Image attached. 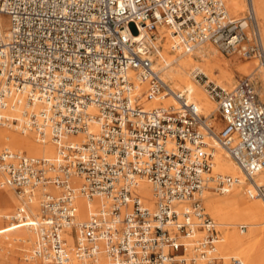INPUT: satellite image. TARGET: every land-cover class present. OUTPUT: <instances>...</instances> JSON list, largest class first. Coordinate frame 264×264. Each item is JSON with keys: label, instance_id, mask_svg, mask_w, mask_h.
<instances>
[{"label": "built area", "instance_id": "2783aa9c", "mask_svg": "<svg viewBox=\"0 0 264 264\" xmlns=\"http://www.w3.org/2000/svg\"><path fill=\"white\" fill-rule=\"evenodd\" d=\"M246 2L237 19L223 0H0L8 19L0 31V127L31 131L55 150L52 158L0 151V189L38 202L28 225L36 234L31 259L244 264L218 253L220 227L203 194H225L238 182L211 175L215 140L251 182L249 198L264 201V184L253 181L264 169V100L249 76L226 88L196 72L216 105L217 117L205 116L163 80L153 57L158 28L166 27L175 49L210 43L264 65ZM144 97H172L176 105L145 109ZM20 105L21 119L4 114ZM141 182L152 190V209L138 192ZM78 196L99 199L84 221Z\"/></svg>", "mask_w": 264, "mask_h": 264}, {"label": "bare ground", "instance_id": "6f19581e", "mask_svg": "<svg viewBox=\"0 0 264 264\" xmlns=\"http://www.w3.org/2000/svg\"><path fill=\"white\" fill-rule=\"evenodd\" d=\"M223 1H227V13L229 7L232 13L237 14L241 12L246 2V0ZM251 1L255 17L260 20V35L264 47V0ZM7 28L8 24L4 22V17L0 16V31H5L6 33ZM154 46L155 55L153 59L163 80L169 85L171 84L170 87L173 91L186 95V98L195 103L200 113L205 116L215 115L216 105L196 81L194 77L196 72L213 79L217 71L216 83L223 87H231L236 74L249 73L248 76H251L253 81L257 78L259 82H262L259 93L264 97V65L256 62L257 60L251 62V64H244L238 61L240 57L236 55L234 59L225 61L219 55V49L210 43H205L189 51H186L185 48L175 49L173 48V38L166 27L158 28V37ZM182 86L184 87L181 88ZM139 88L145 89V85H140ZM142 102L145 109L176 105L172 97L161 100H147L144 97ZM24 108V105H20L15 110L6 111L4 114L21 119ZM212 123L215 124L216 130L219 129L217 121H212ZM210 144L213 147L211 175L214 176V172H217L218 174L215 173V176H230L238 181L225 194L216 195L211 190H207L203 194V205L205 210H207L206 213L216 219L217 224L219 223V227L223 230L221 240L217 244V251L218 253L221 251L224 255L223 257H236L244 264H264V259L259 253L260 246L264 243V238L260 236L261 231L264 229V206L255 198H249L247 193L252 189L251 182L248 181L223 147L215 140L211 141ZM3 149L10 151L24 150L28 153H26L27 155L37 158H52L55 153L54 147L50 142L44 141V143H41L31 131L21 133L17 129L0 127V151ZM253 181L256 184H264V169L253 177ZM73 183L79 185L80 180L74 179ZM138 192L143 197L147 207L152 209L153 195L149 184L141 182ZM261 201L264 203L263 200ZM76 203L78 207L77 218L79 221H84L88 213L98 207L99 199L94 197L91 200H87L78 196ZM22 205L23 208H21ZM36 207L38 215L34 216ZM15 208L17 209L15 215L9 218V213ZM38 216L39 206L37 199L26 202L19 195L15 197L10 188L3 187L0 189V225L3 219L10 220L9 227L0 228V235L5 234L3 238L8 245L12 247L18 246L20 248L19 251L24 250V253H27L30 248L32 250L36 241V234L28 225L37 219ZM15 219L21 220L13 222ZM237 225L246 226L248 230L240 231L238 228L237 231ZM20 228H24L26 231ZM22 243H25L24 249L21 246ZM13 251L12 249L11 253ZM9 260L11 263L12 259L10 257ZM24 260L31 264H39V261L31 259L29 254H24ZM69 264L79 263L73 257H70Z\"/></svg>", "mask_w": 264, "mask_h": 264}, {"label": "rangeland", "instance_id": "374dc122", "mask_svg": "<svg viewBox=\"0 0 264 264\" xmlns=\"http://www.w3.org/2000/svg\"><path fill=\"white\" fill-rule=\"evenodd\" d=\"M245 1V0H244ZM225 3H226V5L225 6H227V1H225ZM244 8L241 10V12H239L238 14L237 13H232V11H230V9H229V7H228V15L230 16V17H233V18H237V19H240V18H243L244 16H245V14H246V2H245V5L243 6ZM4 17V22L6 23V24H8V19L5 17V16H3ZM259 21L260 20H258L257 19V23H258V27H259V31H260V28H261V26H260V23H259ZM128 28H129V31L131 32V34L132 35H135L136 33H137V30H136V27H135V25L133 24V23H131V24H129V26H128ZM219 52V51H218ZM219 55L221 56V58L223 59V60H225V61H230V60H232V59H234V57L236 56V55H230V56H228V55H224L223 53H220L219 52ZM237 57H239V56H237ZM239 62H243L244 64H251V62H254V61H256V59H249V60H245V59H242V58H239V60H238ZM256 62H258V61H256ZM218 74V72L216 71V74L214 75V77H213V79H209L208 78V80L209 81H216L217 82V79H216V75ZM248 74L249 73H247V74H236L235 75V77H234V82H233V84L236 82V80H238L239 78H242V77H245V76H248ZM249 77H251V76H249ZM252 78V77H251ZM252 80H253V78H252ZM206 81V79H203L202 81H197L199 84H200V86H202L203 87V89H204V91H205V88H204V82ZM261 83L262 82H259V80L256 78V80H254V84H255V87H256V89H257V92H258V94H259V96L264 100V97L263 96H261V94L259 93V90H260V87H261ZM170 86H171V84H170ZM184 86H182L181 88H183ZM228 87H230V86H226V88H228ZM174 88V87H173ZM174 89H176V88H174ZM261 90H262V88H261ZM261 92V91H260ZM205 94H207L206 93V91H205ZM208 96V95H207ZM204 115V114H203ZM214 117H217V113H215V115H214ZM218 119V118H217ZM218 122V121H217ZM219 123V129H220V126H221V123L220 122H218ZM16 151V150H15ZM18 151V150H17ZM19 151H22V152H25L24 150H19ZM25 153H27V152H25ZM28 154V153H27ZM215 173L216 174H218L217 172H214V176H215ZM10 191L13 193V195L15 196V197H17L18 196V194L13 190V189H11L10 188ZM215 194L216 195H219V193H216L215 192ZM221 195V194H220ZM257 201H259V202H261V204H263V206H264V203L261 201V199H259V198H255ZM18 206H19V204H18ZM16 208H17V206H16ZM14 209L11 213H9V218L10 217H12V216H14L15 215V213H16V211H17V209ZM21 208H23V205H22V207ZM205 208V207H204ZM206 212H207V210H205ZM36 215H38V210H37V207H36V210H35V215L34 216H36ZM209 215V214H208ZM210 217H211V215H209ZM216 223H217V220L216 219H214L213 217H211ZM13 222H16L15 220H13ZM9 223H10V220L9 219H3V221H2V223H1V225H0V228H7V227H9ZM219 224V223H218ZM220 225V224H219ZM238 228H239V226L237 225L236 226V230L238 231ZM20 229H23V230H25L24 228H20ZM247 229V228H246ZM245 229V230H246ZM248 230V229H247ZM26 231V230H25ZM220 231H221V235H222V229L220 228ZM246 233H247V231H246ZM245 233V234H246ZM243 235H244V233H243ZM3 236H5V234H3V235H0V264H31L30 262H27V261H25L24 260V254H30V250H31V248L29 249V251H27V253H24V250L23 251H19L20 250V248L18 247V246H15V247H12V246H10V245H8L7 244V242H6V240L3 238ZM260 236L261 237H263L264 238V229L261 231V234H260ZM28 237H29V235H28ZM27 237V238H28ZM21 246L23 247V249L25 248V243H22L21 244ZM10 247V248H9ZM12 249L14 250L12 253H11V251H12ZM259 253H260V255H261V257H263V259H264V243L260 246V250H259ZM221 256H224L222 253H221V251H220V253H219ZM9 257L12 259L11 260V263H10V260H9Z\"/></svg>", "mask_w": 264, "mask_h": 264}]
</instances>
